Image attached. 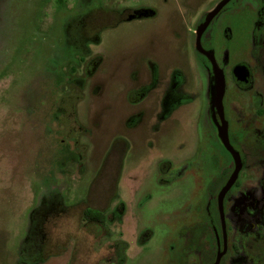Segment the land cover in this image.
Returning a JSON list of instances; mask_svg holds the SVG:
<instances>
[{"label":"rangeland","instance_id":"obj_1","mask_svg":"<svg viewBox=\"0 0 264 264\" xmlns=\"http://www.w3.org/2000/svg\"><path fill=\"white\" fill-rule=\"evenodd\" d=\"M221 1L0 0V264H206L194 248L177 256L187 238L180 229L209 221L208 186L219 172L210 158L232 163L191 33ZM263 6L232 0L210 32L224 42L223 101L246 145L252 133L264 136V75L251 56ZM141 7L155 16L132 19ZM237 63L252 71L249 89L232 81ZM167 82L181 100L163 101ZM136 90L145 99L135 102ZM118 139L128 143L124 155L122 143L111 147ZM245 154L226 204L239 250L225 264H259L244 243H264V158ZM86 207L103 218L86 217Z\"/></svg>","mask_w":264,"mask_h":264},{"label":"flooded vegetation","instance_id":"obj_2","mask_svg":"<svg viewBox=\"0 0 264 264\" xmlns=\"http://www.w3.org/2000/svg\"><path fill=\"white\" fill-rule=\"evenodd\" d=\"M232 0H229L225 5L230 3ZM224 5V6H225ZM224 6L222 8H224ZM221 8V9H222ZM220 9V10H221ZM219 10V11H220ZM219 11L210 19L206 27L202 30L199 42L202 51L198 50L197 48V36H198V30L203 25L204 21L206 20V17L208 13L200 15L199 19L197 20V25L195 30H191V33H196L195 37V44L193 46V51L197 60V63L201 65L202 68L207 70L209 72L208 80H207V91H206V97L209 93V89L212 86L215 87L216 90V79L214 74L213 66L215 65L218 69V71L221 73V71L218 68V64L216 61V47L220 46L223 47V40H220V42H216L213 38L214 36L210 35V32L212 31L214 27V21L216 17L219 14ZM156 12L155 10H149L145 11L144 8H138L135 10L131 16L132 19H141L149 16H155ZM131 20V19H126ZM256 23L253 24L252 31H251V40H252V49H251V56L255 60L257 67L259 68L260 72L264 75V6L261 9L259 16L256 18ZM212 33V32H211ZM216 43H219L218 45ZM145 66H149L150 64L148 62L143 63ZM158 67L156 65L153 66V68ZM231 74H232V81L234 82L235 86L240 90L249 89L252 86V71L250 68L244 64V63H237L234 64L231 68ZM170 86L166 89L164 92V98L163 101L166 100H172L177 101L181 100L182 97H176L172 99L171 92L174 89L175 85L173 83H168ZM166 84V85H167ZM183 84V83H182ZM225 85H223V94H222V111H223V117L227 124V135L228 140L232 148L235 152L238 153L240 160H241V166L232 182L230 187L227 189L223 196V214H224V224H222V220L220 217L219 207H218V197L225 186V184L228 182L229 178L231 177L232 173L235 170L236 162L233 154L227 149L224 142L222 141L220 135L218 134V138L222 142V148L224 152L228 153V155L232 159V163L229 165H223L220 166V158L219 156H212L209 160V164L213 168H219V172L216 177L213 178L212 182L209 183L208 186V193L211 195L210 201L207 206V213L209 216V221L204 224H196L190 227H182L180 229V233L187 234L186 238V244L185 246H182L180 248V252L178 253V260L182 259L184 256L191 251V249H197L199 250L201 261L206 264H212L215 263L217 255L223 251L219 263L218 264H225L227 257L230 255V253H235L239 250L238 244L233 243L230 240L229 234H228V227L226 226V204L227 201L230 198V194L233 190V188L238 184L239 180V172L242 171L246 165H247V159L245 150L248 149V154H250L252 157L255 158H264V136H260L256 133H252V141L249 142V144L246 145L245 141L241 142L239 136L235 135V133L232 131L229 125V119H228V111L224 104V96H225ZM134 95H137V100L135 102H140L143 99H145V93L140 90L134 91ZM215 96V91H214ZM253 106L256 115L262 114L263 106H262V99L259 95L253 94ZM187 101H192L193 97L189 96L186 97ZM214 100V99H213ZM162 101V104H164ZM213 104V102H212ZM176 107L171 108L168 114H170L172 111H174ZM164 111L161 115H164ZM211 116L214 126L220 127L221 120L219 113L217 112V108L215 105L211 106ZM167 114V115H168ZM167 117V116H166ZM162 118V116H161ZM255 131V130H253ZM116 141V140H115ZM114 141V142H115ZM125 145V150L128 149V143L123 140ZM113 142V144H114ZM113 144L111 147H113ZM124 150V152H125ZM124 155V153H123ZM123 157V156H122ZM121 164H119L120 166ZM227 166V167H226ZM217 211V217L219 222L217 221V227L212 228V218L210 216V213L214 215V213ZM215 218V216H214ZM216 221V220H215ZM209 232L211 233L212 242L210 241V237L208 236ZM225 236V241H224ZM256 237L259 239L258 231L256 232ZM244 249L248 255L254 259L255 262H259V264H264V243L260 240H256L252 245L244 243Z\"/></svg>","mask_w":264,"mask_h":264},{"label":"water","instance_id":"obj_3","mask_svg":"<svg viewBox=\"0 0 264 264\" xmlns=\"http://www.w3.org/2000/svg\"><path fill=\"white\" fill-rule=\"evenodd\" d=\"M229 0H222L217 6L216 8L210 12L207 17L206 20L204 21L203 25L201 26V28L198 30V36H197V48L198 50L202 51L201 46H200V42H199V37L200 34L202 32V30L204 29V27H206V25L208 24V22L210 21V19L228 2ZM214 69V74H215V79H216V90H215V96H214V100H213V105L216 106L217 108V112L219 113L220 116V120H221V125L219 127V135L222 139V141L224 142L225 146L227 147V149L233 154L234 158H235V162H236V167L234 172L232 173L231 177L229 178L228 182L225 184V186L223 187V189L221 190L219 197H218V207H219V212H220V217L222 220V224H224V214H223V196L225 194V192L227 191V189L230 187V185L232 184L240 166H241V160L240 157L238 155L237 152L234 151V149L232 148V146L229 143L228 140V135H227V124L224 120L223 117V111H222V94H223V76L222 74L218 71L217 67L214 65L213 66ZM224 241H225V236H224ZM225 250V248H224ZM223 250V251H224ZM222 252H220L217 255L216 261L214 264H218L220 257L222 255Z\"/></svg>","mask_w":264,"mask_h":264},{"label":"trees","instance_id":"obj_4","mask_svg":"<svg viewBox=\"0 0 264 264\" xmlns=\"http://www.w3.org/2000/svg\"><path fill=\"white\" fill-rule=\"evenodd\" d=\"M119 143H122V144H123V147L125 148L126 143H125L123 140L118 139V140H116V141L114 142L112 149H113V150L116 149V148H119V149H120V146L118 147ZM124 150H125V149H123L122 154L124 153ZM84 214H85L86 217H92V216H95V217H101V218H103V214H102L100 211H98V210L95 209V208H91V207H86L85 210H84ZM210 216H211V218H212V223L210 224L211 227H212V228L217 227V221L219 222L218 217H217V216H218V215H217V211L214 213V215H212V214L210 213ZM214 216H215V218H214ZM215 220H216V221H215ZM120 245H121V246H126V244L123 243V242H121ZM122 257H123V256H122Z\"/></svg>","mask_w":264,"mask_h":264}]
</instances>
